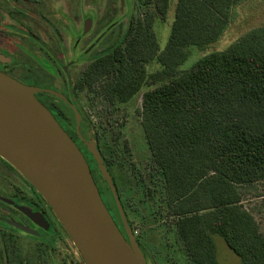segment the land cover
Segmentation results:
<instances>
[{"label": "trees", "instance_id": "trees-1", "mask_svg": "<svg viewBox=\"0 0 264 264\" xmlns=\"http://www.w3.org/2000/svg\"><path fill=\"white\" fill-rule=\"evenodd\" d=\"M246 1L176 0L167 43L159 50L154 22L166 16L170 1L136 0L140 14L130 20L124 39L99 52L76 82L89 99L93 94L108 107L128 103L149 80L156 83L142 93L137 113L153 169L161 176L165 224L189 264H220L215 237L239 264H264V234L242 205L244 195L264 183V24L179 71L189 48L217 42ZM151 62L160 70L148 75ZM56 110L55 119L70 120ZM96 130L97 138L107 134L101 126ZM136 238L141 242L142 234ZM0 242L6 248L0 264H56L47 257L55 252L53 243L39 241L28 257L2 229Z\"/></svg>", "mask_w": 264, "mask_h": 264}, {"label": "rangeland", "instance_id": "rangeland-1", "mask_svg": "<svg viewBox=\"0 0 264 264\" xmlns=\"http://www.w3.org/2000/svg\"><path fill=\"white\" fill-rule=\"evenodd\" d=\"M169 1L166 16L157 18L154 22L153 30L159 50L165 47L173 22L176 0ZM70 3L71 16L62 17L60 21L55 20L51 22V25L56 33L54 39L57 40L58 45L60 42L63 43V50L69 55L67 61L74 63L85 60L89 63L97 57L99 52L105 51L113 43L117 44L122 41L127 33L130 20L140 14L135 5L136 0H71ZM82 18L85 19L84 22L91 21V27L85 34H83ZM65 24L66 31L64 30ZM263 24L264 0H247L237 8L232 22L217 42L202 50L197 47L189 48L190 56L180 65L179 71L189 70L196 60L203 56L226 50L244 34ZM82 38L84 39L80 42ZM99 40L102 41L91 49V45ZM61 48L60 46V50ZM87 48V54H83L81 57L80 53ZM40 64L42 65L41 62ZM159 70L160 66L156 62L146 65L148 75L155 74ZM42 84L41 89L56 92L62 90L61 86H57L60 83H56L54 80L44 79ZM155 84L149 80L142 91L128 103L113 107H108L100 98L93 97V94L89 99L88 91L80 92L78 105L84 114V125L90 136L88 141L94 143L93 132L96 133V129H99L100 126L101 129L106 128L107 130L106 135L98 134L100 148L112 165L110 171L117 180V195L128 222L135 229L134 236L142 234L141 244L151 257L150 262L145 259L146 264H189L176 235L168 223L165 224L161 176L153 169L137 113L140 110L142 93ZM71 94L72 92H70ZM53 102L70 119L69 121L58 120L65 133L71 134L78 140V136L73 135L75 123H72L71 113L62 102L58 100ZM72 102L75 104L74 100ZM86 130L83 127L80 128L82 137L85 136ZM89 162L94 170L96 181L99 182L100 188L109 200L95 162L90 156ZM119 167L120 172L118 171ZM242 205L252 214L259 225L260 232L264 234V183L256 184L252 191L244 195ZM2 231L8 232L18 240L21 252L25 256L34 257V248L39 241H42L47 244L53 243L55 252L47 257L52 258L56 264H83L70 239L59 227L52 235L45 234L36 240L22 232L15 233L8 229H2ZM215 244L217 260L220 264L240 263L239 258L226 247L219 237H215ZM5 249L4 244L0 242V250L4 253Z\"/></svg>", "mask_w": 264, "mask_h": 264}, {"label": "water", "instance_id": "water-1", "mask_svg": "<svg viewBox=\"0 0 264 264\" xmlns=\"http://www.w3.org/2000/svg\"><path fill=\"white\" fill-rule=\"evenodd\" d=\"M90 27L91 21L86 20L83 34ZM36 93L57 98L73 112L75 132L110 191L126 239L105 207L81 152L38 102ZM81 121L75 106L61 93L25 86L0 73V157L41 196L83 264H146L96 145L80 134ZM19 209L35 224L46 225L41 215Z\"/></svg>", "mask_w": 264, "mask_h": 264}, {"label": "flooded vegetation", "instance_id": "flooded-vegetation-1", "mask_svg": "<svg viewBox=\"0 0 264 264\" xmlns=\"http://www.w3.org/2000/svg\"><path fill=\"white\" fill-rule=\"evenodd\" d=\"M70 2L71 0H0V73L25 86L42 88V80L44 79L60 83L57 86H61L62 90L57 92L61 93L68 103L72 104V101H75L73 105L83 119L80 128L85 129L84 114L78 105V97L80 92L86 93L87 90L79 91L76 88V82L86 71L88 61L85 60L80 63L67 61L69 55L64 52L62 42L59 45L57 44V40L54 39L56 33L51 25V22L55 20L60 21L62 17L68 18L71 16ZM77 19L80 21L79 18ZM84 20L82 18V25ZM64 27L66 31V24ZM83 39H80V42ZM98 42L93 43L90 48L92 49ZM60 46L62 47L61 50ZM87 50L88 48L81 52L80 56L87 54ZM40 62L45 66H42ZM70 92H72L71 95ZM35 98L53 116L58 114L56 110L58 105L53 102L58 100L57 98L45 93H36ZM62 103L73 114L69 106L64 102ZM56 121L59 123L58 119ZM67 134L84 157L105 207L126 239L115 204L113 207L110 199H107L104 191L100 188L99 182L95 179L94 170L89 162V156L91 157V155L80 139L77 140L71 134ZM92 137L112 178L116 191H118L117 180L110 171L112 165L101 151L99 138H97L95 132H93ZM83 138L85 141L90 138L87 130ZM118 171H121L120 167ZM97 172L101 182L105 184L98 170ZM19 208L30 210L35 215H41L46 225L45 223L40 226L35 224ZM128 224L130 223L128 222ZM44 226H46V229ZM58 227L62 229L41 196L15 168L0 157V229H8L15 233L27 232L29 235L38 238L45 234L52 235ZM135 239L145 259L150 262V255L141 242L136 237Z\"/></svg>", "mask_w": 264, "mask_h": 264}]
</instances>
